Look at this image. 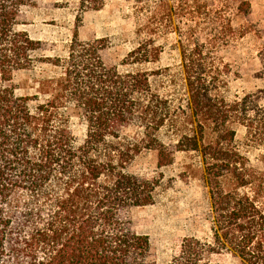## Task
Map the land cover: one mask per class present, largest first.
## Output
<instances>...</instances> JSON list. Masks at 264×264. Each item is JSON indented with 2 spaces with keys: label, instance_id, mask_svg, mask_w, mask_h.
<instances>
[{
  "label": "trees",
  "instance_id": "16d2710c",
  "mask_svg": "<svg viewBox=\"0 0 264 264\" xmlns=\"http://www.w3.org/2000/svg\"><path fill=\"white\" fill-rule=\"evenodd\" d=\"M103 4L79 0L66 56L37 58L39 43L21 29L35 0H0V264H153L148 237L128 218L155 200L158 181L128 172L149 150L158 167L178 151L199 154L204 167L210 240L184 238L174 264H217L211 258L223 253L264 264L263 92L229 104L216 96V44L189 38L177 44L181 93L174 101L153 85L171 77L169 68L118 69L156 62L158 46L141 42L117 66L105 62L102 40L77 39L81 15ZM36 63L59 75L40 80L34 95H17L14 74ZM70 107L85 125L81 141ZM231 123L244 129L242 145L258 150L260 168L236 146Z\"/></svg>",
  "mask_w": 264,
  "mask_h": 264
},
{
  "label": "rangeland",
  "instance_id": "374dc122",
  "mask_svg": "<svg viewBox=\"0 0 264 264\" xmlns=\"http://www.w3.org/2000/svg\"><path fill=\"white\" fill-rule=\"evenodd\" d=\"M78 2L35 0L26 11L21 29L39 43L37 58L66 56L75 32ZM242 3L249 4L248 12L241 10ZM76 34L81 42L102 40L107 44L105 62L117 66L141 42L158 46L156 62L118 69L169 68L171 77L157 79L153 85L166 90L174 101L181 93L179 40L216 44L213 56L221 71L216 96L227 104L247 94L263 92L264 96V0H104L100 10L81 15ZM58 75V69L36 63L31 70L15 73L12 83L17 95H34L40 80ZM259 106L264 107V97ZM67 114L74 137L81 141L85 125L80 112L70 107ZM230 126L235 130L236 146L245 150L244 129L233 123ZM133 132L132 128L127 131L130 135ZM161 138L167 142L164 132ZM245 154L256 168L261 167L253 161L258 150L246 149ZM172 156L171 164L158 167L157 152L143 151L128 167L130 174L158 181L154 203L128 213L133 230L149 239V261L153 264H174L184 238L203 241L211 236L209 194L200 156L181 151ZM211 259L217 264H239L225 253Z\"/></svg>",
  "mask_w": 264,
  "mask_h": 264
}]
</instances>
